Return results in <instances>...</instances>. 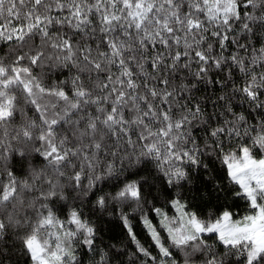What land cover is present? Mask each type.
I'll use <instances>...</instances> for the list:
<instances>
[{
	"label": "snow or ice",
	"instance_id": "obj_1",
	"mask_svg": "<svg viewBox=\"0 0 264 264\" xmlns=\"http://www.w3.org/2000/svg\"><path fill=\"white\" fill-rule=\"evenodd\" d=\"M0 264H264V0H0Z\"/></svg>",
	"mask_w": 264,
	"mask_h": 264
}]
</instances>
